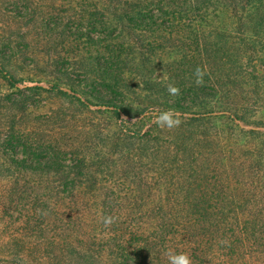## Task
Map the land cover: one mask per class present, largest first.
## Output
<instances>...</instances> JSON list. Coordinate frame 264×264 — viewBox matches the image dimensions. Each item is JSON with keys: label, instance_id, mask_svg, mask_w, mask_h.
Masks as SVG:
<instances>
[{"label": "rangeland", "instance_id": "1", "mask_svg": "<svg viewBox=\"0 0 264 264\" xmlns=\"http://www.w3.org/2000/svg\"><path fill=\"white\" fill-rule=\"evenodd\" d=\"M101 2L0 0V264H119V252L143 243L152 231L146 211L159 205L153 192L168 185L157 182L158 172L147 160L150 145L137 144V135L151 134L163 142L175 132L188 136L189 131L209 137L216 151L233 156L242 167L240 191L248 193L244 222H254L258 230L255 240L242 237L243 247L235 254L219 250L214 240L197 264H264V56L255 68L250 62L253 75L248 62L244 69L238 66V80L230 70L228 41L235 36L232 28L220 26L218 17L208 16L194 29L211 37L213 44L218 41L216 53L214 47L202 51L186 43L193 28H186L189 21L172 30L159 26V20L142 28L134 25L131 14L126 19L119 13L102 16ZM248 37L261 51L264 43ZM211 50L223 58L218 69L216 64L211 69L221 88H205V95L197 93L200 102L186 105L185 92L193 95L207 79L214 80V71L212 75L207 68L203 74L199 64ZM188 85L195 89L185 91ZM169 87L177 91L173 94ZM231 90L244 98L236 112L225 108ZM115 110L121 111L119 117ZM160 112L174 113L172 119L179 123L160 126L154 122ZM193 117L200 120L190 121ZM7 128L31 146L45 148L39 155L42 162L34 158L24 168L21 161L27 152L5 155ZM80 158L94 176L76 178L71 185V166ZM132 164L135 168L122 174ZM216 173L230 186L237 176L214 170L209 177ZM132 175L141 179L139 189ZM170 185L175 191L181 187L178 181ZM147 187L146 200H124L126 191L138 196L137 191L145 193ZM63 189L77 191L79 203L71 204L65 192L64 198L56 196ZM110 191L114 207H128L132 215L105 214L102 196ZM90 192L96 193L95 200ZM161 204L171 210L188 203L179 199ZM173 223L175 230L163 240L170 249L179 248L187 234L181 220Z\"/></svg>", "mask_w": 264, "mask_h": 264}, {"label": "trees", "instance_id": "2", "mask_svg": "<svg viewBox=\"0 0 264 264\" xmlns=\"http://www.w3.org/2000/svg\"><path fill=\"white\" fill-rule=\"evenodd\" d=\"M101 3V7L98 9L102 16L119 13V18L126 19L131 14L132 16L130 17L133 18L134 25L142 28L149 29L155 26L159 20V26L172 30L176 27H182L181 22L189 21L186 28H193L191 33H189V37H185L186 43L191 47L195 44V49L201 48L200 50L202 51V47H214L212 49L216 48V53L219 52L218 41L215 40L216 42L213 44L211 37L200 36L197 34L198 31L194 29L203 26L202 23L208 16L218 17L221 19L220 26L232 28L230 32L235 36L231 37L232 40H228L232 53L230 56V58L232 57L230 70L235 79L239 80L235 72L241 67L244 69L245 62H248V68L251 69L250 62H254L252 68H255V62L263 59L264 45L263 47L260 46L261 51L256 50V47L251 46V43H255V41L248 40V36L259 38L256 43H264V0H103ZM197 22L200 24L197 25ZM236 35L242 36V39L239 40ZM218 56H215L211 50L209 54L206 53L205 57L199 61L201 72L208 74L207 70H205L208 68L212 75L215 73V77L214 80L207 79V85L202 84L201 87L196 88L193 95L189 94V90L195 88L192 85H188L185 91L189 92H185L182 96V100L186 105L200 102V97L197 96V93L205 95V88L216 92L221 88L220 81L216 76V70H211L212 68L214 69V64H216L215 66L218 69V62L223 60V58ZM238 66L241 67L238 68ZM250 75H253L252 69L250 70ZM231 92L233 91L231 90ZM237 95V92H233L226 96L229 101L227 107H229L225 108L229 112L239 111V100H244V98ZM212 98L219 103V97L213 96ZM113 113L119 117L121 111L115 110ZM199 120L195 117L190 119V121L197 122ZM188 134L186 136L175 132L163 142H160L159 139H151L156 138V136L153 137L151 134L148 137L137 135L140 139L137 144L145 143V146L150 145L147 152V160L149 161V167L158 172L157 182L163 181V183L168 185L167 189L165 187L157 190L156 193L153 192L156 194L155 199L157 197L159 205L146 211V215L152 220V231L142 239L143 243H137L130 250L119 252V264H169L166 252H171L175 255L186 254L191 264H197L202 262V256L206 250L213 248L212 242L214 240L221 245L220 247L217 246L219 250L226 251L228 248L232 251V254H235L243 247V243H241L242 237L247 240H255L257 238L258 230H256V224L252 221L249 223L244 222L245 210L247 209L244 200L248 193L244 194L240 191L244 171L240 172L239 170L242 167L237 165L233 156L228 155L226 157L216 151L213 141L209 137L205 135L198 136L193 131H189ZM4 138L3 153L5 155H16L19 149L28 153V157L26 156L21 161L24 168L31 165L34 158L39 163L42 162L39 155L46 152L45 148L40 149L39 147L31 146L29 142L10 128H7ZM77 163H79L78 166ZM77 163L71 166L72 172L70 173L73 176L69 181L71 185L76 178L81 179L85 176L87 179H91L94 176L91 173V167L86 164L84 159H78ZM18 164H20L18 161H14L15 166ZM129 168L134 169L135 164L125 167L122 174H125V171ZM210 170L211 172L220 170L225 174L231 172L237 176L232 181L233 185L230 186L224 176L223 179H218L220 173H216L212 178L209 177ZM131 181L139 189L141 179L132 175ZM174 181L176 184L177 181L181 184L180 189H177V191L171 189L170 183ZM223 181L224 183H222ZM62 184L64 185V183ZM217 184L221 185L217 186ZM63 192L70 199L68 200L71 204L79 203L76 201L77 191L70 192L63 189V191L57 192L56 196L63 197ZM137 193L138 196L135 193H127L126 191L123 194L124 200L133 202L146 200L150 196V187H147L145 193L138 191ZM105 194L102 196V203L106 206V215L113 217L127 210L128 207L123 208L120 205L114 207L115 197L112 191L109 192V195L108 193ZM89 196L93 200L96 199V193L94 192H90ZM3 198L5 199L4 195ZM179 199L186 201L188 204L184 207L175 206V208H170L171 210L164 209L165 207L161 206L162 201ZM42 200L46 202L44 197ZM110 200H112L111 203ZM208 202H211V205H207L206 203ZM126 212L132 215L133 211L128 210ZM254 212L260 214L263 211L257 212V209H255ZM248 218L252 217L249 216ZM176 220L182 221L179 224L183 225L187 234L183 236L184 239L179 248L170 249L163 240H165V236H168L170 231L175 230L176 223L173 222H176ZM120 232L124 231L121 230ZM130 234L132 237L134 233L130 232ZM235 237L239 239L240 243L237 242L236 244ZM160 240L163 242L158 245L157 243ZM202 241L206 245L205 248H202Z\"/></svg>", "mask_w": 264, "mask_h": 264}, {"label": "clouds", "instance_id": "3", "mask_svg": "<svg viewBox=\"0 0 264 264\" xmlns=\"http://www.w3.org/2000/svg\"><path fill=\"white\" fill-rule=\"evenodd\" d=\"M197 75H199V69H197ZM169 91L174 94L177 89L169 87ZM174 115L172 112H160L158 115L154 114V122H157L160 126L173 127L179 123L178 119H172ZM105 222L108 223L110 221L106 220ZM165 254L168 257L169 264H191L186 254L175 255L171 252H166Z\"/></svg>", "mask_w": 264, "mask_h": 264}]
</instances>
